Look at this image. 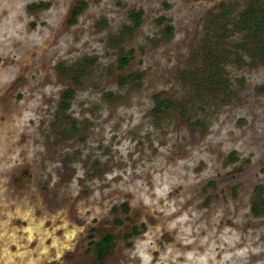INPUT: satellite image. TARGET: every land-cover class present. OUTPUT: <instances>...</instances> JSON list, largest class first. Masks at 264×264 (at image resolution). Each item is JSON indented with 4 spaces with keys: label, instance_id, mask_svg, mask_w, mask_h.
Returning a JSON list of instances; mask_svg holds the SVG:
<instances>
[{
    "label": "rangeland",
    "instance_id": "obj_1",
    "mask_svg": "<svg viewBox=\"0 0 264 264\" xmlns=\"http://www.w3.org/2000/svg\"><path fill=\"white\" fill-rule=\"evenodd\" d=\"M253 1L0 0V264H264Z\"/></svg>",
    "mask_w": 264,
    "mask_h": 264
},
{
    "label": "trees",
    "instance_id": "obj_2",
    "mask_svg": "<svg viewBox=\"0 0 264 264\" xmlns=\"http://www.w3.org/2000/svg\"><path fill=\"white\" fill-rule=\"evenodd\" d=\"M251 4L252 5L248 8V10L243 14L245 26L244 30L246 33L245 37L250 40L253 48H256L255 51H259V54L261 53V55H264V0H254ZM226 21H228V18L225 19V22ZM240 25L241 24L238 21L234 23L232 22V24L228 21V23L226 22L225 29L230 30L232 26H236L238 28ZM165 103L166 102L164 100L159 101L160 105H165ZM261 203H264V197H262ZM123 209L126 211V206ZM132 232L136 233V228H133ZM113 244L114 236L111 233H107L99 241L91 243V245L94 246V251L98 255L99 259H103L105 257Z\"/></svg>",
    "mask_w": 264,
    "mask_h": 264
},
{
    "label": "flooded vegetation",
    "instance_id": "obj_3",
    "mask_svg": "<svg viewBox=\"0 0 264 264\" xmlns=\"http://www.w3.org/2000/svg\"><path fill=\"white\" fill-rule=\"evenodd\" d=\"M70 236V234L68 235V237ZM32 263V260H30V262H29V264H31Z\"/></svg>",
    "mask_w": 264,
    "mask_h": 264
}]
</instances>
